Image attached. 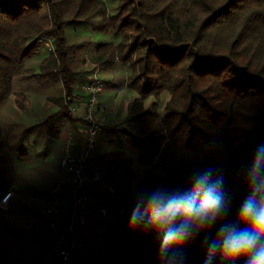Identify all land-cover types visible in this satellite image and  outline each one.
Wrapping results in <instances>:
<instances>
[{
	"label": "trees",
	"instance_id": "16d2710c",
	"mask_svg": "<svg viewBox=\"0 0 264 264\" xmlns=\"http://www.w3.org/2000/svg\"><path fill=\"white\" fill-rule=\"evenodd\" d=\"M87 29L92 38L84 36ZM45 40L53 51L44 48ZM85 54L132 95L117 124L102 127L95 148L113 149L99 159L117 161L120 171L109 178L116 196L88 182L82 189L92 201L88 212L101 215L106 208L117 218L123 208L130 216L134 196L128 183L137 171V187L150 190L183 185L193 168L211 167L222 172L225 188L235 194L231 219L245 194L238 169L264 144V0H0V198L16 183L24 188L19 165L31 143L54 147L63 133L54 124L59 121L82 126L67 104L83 95L81 84L89 75ZM110 84L119 85L109 79ZM42 98V107L34 108ZM104 132L117 135L127 148L117 147L112 136L104 145ZM41 155L33 156L37 166L28 172L32 187L19 191L16 202L24 214L39 218L30 235L41 239L31 255L35 263L54 246L50 218L35 209L46 205L60 183L56 193L65 205L50 217L61 232L72 189L62 183L59 166L48 172ZM59 159L50 162L59 165ZM92 164L91 157L89 175ZM45 174L49 188L41 194L37 178ZM129 216L117 224L97 221L103 230L77 229V240L97 249L100 264H156L154 238L130 229ZM185 251L187 264H202L201 237ZM13 262L7 249L0 252V264ZM75 264L95 263L80 257Z\"/></svg>",
	"mask_w": 264,
	"mask_h": 264
},
{
	"label": "clouds",
	"instance_id": "9594fccd",
	"mask_svg": "<svg viewBox=\"0 0 264 264\" xmlns=\"http://www.w3.org/2000/svg\"><path fill=\"white\" fill-rule=\"evenodd\" d=\"M238 175L245 194L231 219L235 194L225 188L222 172L193 168L183 185L149 190L133 184L128 227L154 238L156 264H187L185 246L198 237L202 264H264V144Z\"/></svg>",
	"mask_w": 264,
	"mask_h": 264
},
{
	"label": "built area",
	"instance_id": "2783aa9c",
	"mask_svg": "<svg viewBox=\"0 0 264 264\" xmlns=\"http://www.w3.org/2000/svg\"><path fill=\"white\" fill-rule=\"evenodd\" d=\"M44 47L48 51H53L52 43L49 40L44 41ZM84 64L89 69L88 79L81 84L83 95L75 96L67 105L69 110L79 116L82 121L80 128L82 142L79 150H73L72 136L69 134L64 145L62 155L59 159L63 179L62 183L72 187L71 198L68 204L69 219L62 227L61 232L58 230V224L54 219L49 221L50 228L53 229L48 235L53 239L54 246L46 256L38 259L36 264H55L52 256L58 254L63 264H75L74 243L77 240V229H84L91 223L89 218V206L91 204L89 196L82 191L88 182H97L99 187L110 194L116 196V189L106 182L98 173L93 172L88 177L85 174L87 161L94 154L98 136L102 130V120L97 118V113L104 109L103 104L98 99L104 88V82L100 76V68L93 63L87 54L84 56ZM80 112L81 114H78ZM58 187L51 192L46 200L44 212L49 216H56L60 213L61 208L65 205L61 195L56 193ZM12 195L11 190H7L0 198V205H5ZM118 214L124 212L123 208L117 209ZM101 216H109L106 208H101ZM30 239L28 238V241Z\"/></svg>",
	"mask_w": 264,
	"mask_h": 264
},
{
	"label": "crops",
	"instance_id": "0c3cea01",
	"mask_svg": "<svg viewBox=\"0 0 264 264\" xmlns=\"http://www.w3.org/2000/svg\"><path fill=\"white\" fill-rule=\"evenodd\" d=\"M101 72H102V74H101L102 76L101 75L100 76L104 82V88L103 89L105 90V92L104 93H103V91L101 92V94L99 95V100H100V102L104 103L105 99L106 100L108 99L111 101V98L115 94V92L111 91V89L108 88L107 86L105 88V84L108 85L109 80L105 79L106 80V83H105L103 75L105 76L106 73L103 70ZM123 95L126 98H128V97L131 98V96H132V95H129V96L125 95V92ZM78 114H81V113L78 112ZM76 117L79 118V116H76ZM116 117H117V115H116ZM118 117H117V119H118ZM62 125H65L64 132L62 133V136L59 138V140L55 142L54 147L50 148V147L44 146L43 144L45 143V141L43 143L41 142L38 147H35L32 143L29 145V152H30V155L32 158L39 151H40V154L41 153L44 154V155H41V157H42V160L44 162H47L46 167L48 168V172L50 170V172H49L50 174H51V172H54V171H52L53 169H55L57 171L60 170L58 167L59 165H57V163L50 162V159L52 161H53V159H57V160L59 159L60 155L62 154V148H63L64 142L67 138L66 136H68V134H70L73 137L72 138L73 150L74 151L79 150L81 147L82 137H81V132H80V128H81L80 123L70 122V121L64 120V124H61V126H59V127L63 128ZM105 125H106V127L112 126V124L109 121H108V123H105ZM62 131H63V129H62ZM111 136H112V134H109V136L107 137V139H108L107 141H111V142L113 141ZM104 148L105 149H102L101 151L97 150L98 153L100 152L99 156H101V154L104 152L113 150L112 147L109 148V146H106ZM95 161H96V164L95 165L92 164L93 165L92 174H93V172L96 171V170H94L96 165H98V164L102 165L103 164V161H100L98 159ZM21 166L22 167L27 166V163L23 161L19 165V170H20L19 172H20V174L24 175L23 176L24 177V183H23L24 188L21 185L20 186L17 185L18 183H16L13 187H10L12 195L9 197V200L5 204L6 206L0 205V206H4L6 209H8V211H4L1 214V218H0V234L1 235L4 234V238H3L4 241L2 243H0V246L3 247V250L1 249L0 252L2 253L4 250L7 249V253L9 255V258L11 260H14V262H13L14 264H34L36 258L35 257L32 258V256H31L32 251L36 252V249H38V247L36 246V243L38 241H40L41 239H38V240L33 239V241L31 242V239L28 241V238H31L30 235L33 232L32 228H33L34 223H36V222L34 221V219L30 218V216L24 214V212H25L24 208L19 207L16 204L17 197L19 196V194H18L19 191L27 189L29 186L32 187L34 176H32V174H28V173L25 174L24 173L25 169H23ZM59 173L62 174V172H60V171H59ZM85 174L88 177L92 176V174L89 175L86 172H85ZM46 176L47 175L45 174L44 176H42V177L40 176L37 178V182H38L37 185L40 186L41 192H39V193H41V194L42 193L45 194L49 188L48 183H47L48 178ZM41 180H42V182H41ZM46 184H47V187H44ZM57 187H58V189H60L61 184L59 183L57 185ZM38 209H39V211H41L43 213V216L46 217V214L43 210V206L42 207L39 206L35 210H38ZM10 211H12V212H10ZM11 215L14 216V221H11V217H10ZM36 218H37V220H39L38 217H36ZM3 220H4V222H8V223L11 222V224L10 225H3V222H2ZM40 238H41V236H40ZM78 238L81 240V237H78ZM33 243L35 244V246L33 245ZM75 262H77L76 258H75Z\"/></svg>",
	"mask_w": 264,
	"mask_h": 264
},
{
	"label": "rangeland",
	"instance_id": "374dc122",
	"mask_svg": "<svg viewBox=\"0 0 264 264\" xmlns=\"http://www.w3.org/2000/svg\"><path fill=\"white\" fill-rule=\"evenodd\" d=\"M85 32L86 33L84 34V36H86L88 38H92L91 33H90V31L88 29ZM42 51L44 52L45 50H42ZM101 71L102 70H100V75L102 74ZM103 71H105V73H106L105 76L103 75L104 80L105 79L106 80L107 79L108 80L110 79V80H113V83L119 84V85H116V86H118L117 89L114 87V84H110V85L109 84L108 85L105 84V88L107 86L108 88L111 89V91H114L115 92V94L111 98V101L108 100V99L107 100L105 99L104 100L105 101L104 103L101 102L103 104V106H104V109L102 110V112L97 113V118L99 120H102V126L101 127H106L105 123H108V121L112 125H116L117 124V122L119 121V117L118 116L119 115L122 116V115L125 114L126 108H127V105H128V102H129V99L130 98L128 97L129 98L128 99V98L124 97V95H123L124 94V91H125V85L122 84V83H119V80H117L115 77H113L114 74L111 71L109 72V71H106L104 69H103ZM106 80H105V82H106ZM102 91H103V93L105 92L104 89ZM98 99H99V96H98ZM38 101H39V103H37L34 106V108H36V109H39L40 107H42V105L44 104L45 99L42 98L41 100L39 99ZM161 101H162V98L159 99V102H161ZM116 115H117L118 119H117ZM43 117H45V116H40V119H38V120H44ZM54 124H55L56 127H58V126H61V124H64V121H59V122L54 123ZM81 124H82V122H81ZM62 126H63L62 129H63V132H64L65 125H62ZM104 136H106V137H104ZM112 137H113V139L116 138L118 140V144L117 143L115 144L117 147H123V146L126 147L125 146V143H122L121 141H119L117 135L112 134ZM39 138H40V140H44L43 133L40 134ZM100 139H101V136L98 137V140H100ZM102 139H103L102 143L105 145V142H107V140H106L107 139V135L105 134V132L102 134ZM110 145H112V144H110ZM115 145H113V147H115ZM96 151L97 150L94 151V154H93L92 157L95 160H97V159L100 160L99 158L102 157V156H99V153L100 152L98 153V151L97 152ZM24 162L27 163V166H24V167L21 166V167L23 169H25V171H24L25 174L28 173V172L31 173L33 171V169H35L36 166H37L35 164V157L32 158L31 155H28V158ZM103 163L106 166L105 169H104L103 165L98 164V165H96V167L94 168V170L98 171V173L100 174V176L106 182L110 183V179L109 178L111 177V175L113 173H116L117 174L120 171V170L118 171V169L115 167V166H117V161L108 160V157H106L105 159H103ZM139 168H140V166H139ZM136 173H137L136 177H133L132 180H130L129 183H128V193H130L131 195H133V193H132V186H133V184H136V186H137L138 174L139 173H138V171ZM112 185H114V184H112ZM114 186H116V185H114ZM90 202H92L91 199H90ZM4 206H6V205H4ZM4 206H0L1 213H3L4 211H8V209H6ZM91 211L92 212L94 211L93 208H91ZM89 213H90L89 214V218H90L91 223L88 224V226L86 227L85 230H89L91 228L93 229V228H97V227H99L101 230H103V228L105 226L103 225V223H102V226H101V224L98 225L97 220L98 221H101L102 220L101 222H103L105 219H110L112 221V224H117V223H120L122 220L124 221L125 218L129 216L127 213L125 214L124 212H122L121 214H119L120 217L118 216L117 218H112L113 217L112 214H109V216H106V217H102L100 215V213H96L94 215H92L91 212H89ZM47 217L50 218V220L52 218L49 215ZM34 221L37 222L38 221L37 218H35ZM100 229H96V230H99L100 231ZM3 238H4V234H2V235L0 234V243H2L4 241ZM31 239H32L31 240V242H32L33 241V238H31ZM78 240L74 243V252H73V254H76V256L74 255V258H77V260H78L80 257H82L83 259L90 260L92 263L100 264L98 261H96V260H98V251H97V249L94 248V247H92L90 244H87L84 240H82V238H81V240L80 239H78ZM33 245L35 246L34 243H33ZM52 258L55 259V260H57L58 262L61 261L60 258H59V256H58V254H54L52 256Z\"/></svg>",
	"mask_w": 264,
	"mask_h": 264
}]
</instances>
